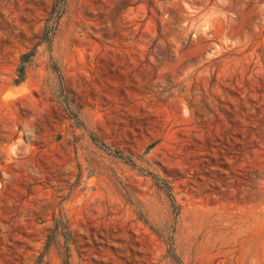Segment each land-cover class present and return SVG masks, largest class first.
Instances as JSON below:
<instances>
[{
    "label": "rangeland",
    "instance_id": "rangeland-1",
    "mask_svg": "<svg viewBox=\"0 0 264 264\" xmlns=\"http://www.w3.org/2000/svg\"><path fill=\"white\" fill-rule=\"evenodd\" d=\"M0 0V264H264V0Z\"/></svg>",
    "mask_w": 264,
    "mask_h": 264
},
{
    "label": "trees",
    "instance_id": "trees-1",
    "mask_svg": "<svg viewBox=\"0 0 264 264\" xmlns=\"http://www.w3.org/2000/svg\"><path fill=\"white\" fill-rule=\"evenodd\" d=\"M68 1L69 0H54L53 11L49 19V24H50V26L48 27L49 34H51L50 29L52 28V25L56 24L58 18L64 13Z\"/></svg>",
    "mask_w": 264,
    "mask_h": 264
}]
</instances>
